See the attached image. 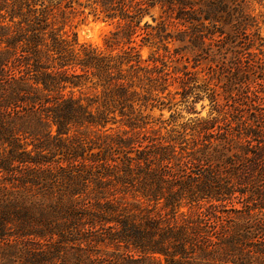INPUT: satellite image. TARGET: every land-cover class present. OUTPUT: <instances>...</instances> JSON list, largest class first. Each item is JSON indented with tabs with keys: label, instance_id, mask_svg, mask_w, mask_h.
<instances>
[{
	"label": "trees",
	"instance_id": "1",
	"mask_svg": "<svg viewBox=\"0 0 264 264\" xmlns=\"http://www.w3.org/2000/svg\"><path fill=\"white\" fill-rule=\"evenodd\" d=\"M66 1L0 0V109L10 115L6 122L0 118V137L12 145L8 151L9 158L0 161L1 169H9L13 163L40 162L15 144L18 139L14 131L22 128L24 123L20 121L21 115H11L23 106L34 109H28V117L38 112L45 114L55 125L58 135H66L72 127L82 125L105 131L107 123L112 120L108 113L115 110L124 116L123 124L130 130L141 129L143 124H147L148 114L144 111L148 107V97L139 98L134 83L140 77L139 72L147 69L142 64L139 48L128 45L121 53L113 54L92 44H80L65 31L64 23L58 25L59 20L55 19V11L63 13ZM202 2V29L192 28L195 32L185 38L192 47L201 51L208 62V76L201 91L209 100L210 110L206 118H199L193 126L180 123L177 127L181 136L178 135L176 141L184 138L187 130L199 136L218 132L219 137L215 138L212 144L215 147L210 152L206 145L199 147L193 143L194 152L198 154L191 155V158L196 162L207 159L223 162L231 140L228 135L246 138L248 148L252 149L245 148L248 150L245 151L241 147L242 154H231L237 165L228 159L224 162L233 167L230 176L238 185L249 184L250 189L242 203L253 205L246 210L236 209L235 218L228 222L229 217L224 221L214 235L216 241L211 249L201 246L203 241L198 235L206 231L199 222L166 229V237L175 240L170 250L128 220L121 221L124 231L118 240L129 241L132 250L148 253L157 262L163 259L165 264H188L185 256L193 248H198L203 254H214L212 260L220 264H264V38L259 34L260 25L255 17L238 0ZM94 3L107 17L118 18L117 29L106 37L111 47V42L115 41L132 42L142 18L156 5L165 12L173 10L177 4V18H183L182 11L186 5L191 7L193 0H94ZM145 25L151 27L145 33L147 42H162L166 48L164 40L171 35L165 21L156 26L147 22ZM251 27H255L256 32H251ZM8 71L11 76L7 78ZM181 73L179 86L183 97L188 98L192 73ZM86 82L101 87L102 98H89L90 102L84 103L76 97L74 89ZM68 88V92H64ZM223 121L228 122L225 123L228 127L218 125ZM11 124H16V128L10 127ZM10 133L13 134L11 139L6 135ZM156 154L169 160L165 149H158ZM235 188L231 185L230 189L219 177L207 174L196 183L182 181L177 198L220 200L218 197L236 192ZM158 191L162 189L158 188ZM237 191L244 194L246 189ZM152 194L150 190L146 192V196ZM18 196L20 198L21 195ZM13 198L0 187V264H65L60 257V246L54 242L59 238L70 240L66 232L77 226L75 214L65 209L53 210L56 217L59 216L53 220L45 217L43 210L38 208L39 214L35 216L26 210L28 207L21 200ZM206 215L216 217L208 212ZM61 217L68 223L61 224ZM55 235L57 239H54ZM47 236L48 239L40 241ZM49 239L52 242L47 243ZM155 259L140 256L139 259L130 258L125 264H154Z\"/></svg>",
	"mask_w": 264,
	"mask_h": 264
},
{
	"label": "rangeland",
	"instance_id": "2",
	"mask_svg": "<svg viewBox=\"0 0 264 264\" xmlns=\"http://www.w3.org/2000/svg\"><path fill=\"white\" fill-rule=\"evenodd\" d=\"M202 1L193 0L191 7L186 5L182 11L183 18H177V4L173 10L165 12L156 5L142 18L139 23L141 28H136L137 33L133 34L132 42L115 41L111 42V47L106 37L117 29L118 18L107 17L94 0H67L62 7L63 13L55 11V19L59 20L57 24L64 23L65 31L80 44H92L113 54L121 53L128 45H134L140 50L143 66L149 69L141 70L140 77L134 80L138 97H148V107L144 111V114H148L145 120L147 124H143L141 129L130 130L125 126L124 116L118 110L108 113L112 120L107 123L105 131L99 127L82 125L72 127L66 135H58L55 125L43 113L28 117V109L34 110L30 106H23L11 115H21L20 121L24 123L22 128L14 131L18 139L15 144L22 151H27L29 157L40 162L13 163L9 169L0 168V187L4 193L15 197L13 200H21L27 205L26 210L35 216L39 214L38 208L43 210L45 217L53 220L59 217L53 210L65 209L75 214L77 226L66 232L70 240L59 238L57 241V236H54L57 239L54 244H59L60 257L65 260V264H125L130 258L139 259L140 256L155 259L148 253L132 250L129 241L118 240L124 231L122 220L131 221L167 250L171 249V243H175V240L166 237V229L181 227L187 222L188 225L199 222L206 231L198 235L199 240L203 241L201 246L211 249L212 243L216 241L214 235L224 221L229 217L231 219L228 222L233 220L236 209L246 210L253 205L242 203L250 189L249 184L238 185L235 178L230 176L233 167L224 162L228 159L235 163L232 155H240L241 147L244 150L249 147L246 138L228 135L231 140L228 151L224 152L223 162L209 159L196 162L191 158V155L198 154L194 152L193 143L199 144V147L206 145L210 152L215 147L212 144L219 137L218 132L199 136L187 130L185 137L180 140L183 142L176 141L177 136H181L180 128L177 127L180 123L193 126L199 122V118H206L210 110L209 100L201 91L208 76V62L201 51L192 47L185 38L195 32L192 28L202 29ZM238 1L255 17L260 25L259 34L264 38V0ZM163 20L171 35L164 40L166 48L162 42L148 43L147 38H144L151 29L145 22L156 26ZM254 29L251 27V32H256ZM179 37L185 39L179 40ZM141 43L146 44L140 46ZM181 71L192 73L188 98L183 97L179 86ZM9 73L7 78L11 76ZM73 93L84 103L90 102L89 98H102L101 87L92 82L75 88ZM0 118L6 122L10 115L0 109ZM225 123L228 122H219L218 125L228 127ZM10 127L16 128V124ZM6 135L9 139L13 136L11 133ZM208 137L209 140H205ZM10 145L0 137V161L9 158ZM161 148L165 149L169 160L156 154ZM207 174L219 177L230 189L231 185L236 187V192L229 190L231 192L225 197H218L220 200L195 198L190 201L181 196L177 198L182 181L196 183ZM158 188L162 191L156 192ZM239 188L246 189V192L239 193ZM149 190L153 194L146 196ZM18 195H21L20 198ZM206 211L216 217H208ZM60 223L66 224L68 220L61 217ZM45 239L48 236L40 241ZM213 255L207 252L203 254L198 248H193L185 258L188 264H201L200 261L220 264L212 260ZM154 264L165 262L155 259Z\"/></svg>",
	"mask_w": 264,
	"mask_h": 264
}]
</instances>
